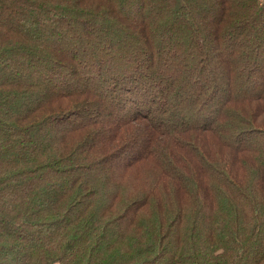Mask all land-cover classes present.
<instances>
[{
    "label": "trees",
    "instance_id": "16d2710c",
    "mask_svg": "<svg viewBox=\"0 0 264 264\" xmlns=\"http://www.w3.org/2000/svg\"><path fill=\"white\" fill-rule=\"evenodd\" d=\"M0 264H264V0H0Z\"/></svg>",
    "mask_w": 264,
    "mask_h": 264
}]
</instances>
